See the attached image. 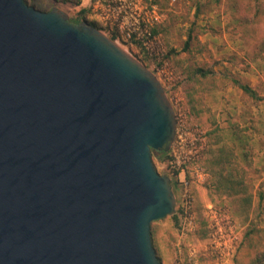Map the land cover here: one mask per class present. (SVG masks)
Here are the masks:
<instances>
[{
    "label": "water",
    "instance_id": "obj_1",
    "mask_svg": "<svg viewBox=\"0 0 264 264\" xmlns=\"http://www.w3.org/2000/svg\"><path fill=\"white\" fill-rule=\"evenodd\" d=\"M176 114L157 76L87 20L0 0V264H161Z\"/></svg>",
    "mask_w": 264,
    "mask_h": 264
},
{
    "label": "rangeland",
    "instance_id": "obj_2",
    "mask_svg": "<svg viewBox=\"0 0 264 264\" xmlns=\"http://www.w3.org/2000/svg\"><path fill=\"white\" fill-rule=\"evenodd\" d=\"M40 1L44 2L47 10L59 7L67 13L69 19L77 16L81 8H87L80 21L87 19L95 22L105 35H113L112 40L116 44L157 76L173 105L177 125L174 140L168 149L169 157L152 159L157 171L170 178L176 201L175 212L181 216L179 228L173 225L170 215L157 219L154 223L153 246L162 264H253L254 254L264 251V203L260 211L256 212V221L245 226L242 223L245 218L247 220L244 211L230 212L214 203L215 194H208L209 188L213 190L210 185L211 174L205 166L209 130L196 111L198 100L190 94L196 90L204 92L213 84V79L210 76L205 78L203 86L199 82L189 87V81L198 68L212 67L216 73V81L218 76L229 77L231 81L232 76H238L232 72L238 57L227 44V33L230 34V27L231 34H234L233 30L236 33L233 27L237 26V20L232 22L224 19L225 12L242 11L245 5L262 12L263 18L257 19L254 30L256 39L260 41L264 38V0H160L161 4L154 0ZM236 35L230 37H237ZM188 36L189 48L184 51L183 46ZM194 85L200 88L195 90ZM180 142H186L188 147L192 143L199 147L198 163L209 174V178L203 183H198L187 175L186 189L190 200L187 210L181 205L185 185L167 165L173 147ZM186 215L192 216L194 227L182 232ZM214 222L219 223L225 237L227 233L236 234L237 238L231 242L233 249L229 256H221L220 250L213 247L211 235L215 229ZM246 231H250V234L245 239ZM229 237L233 239L230 235ZM249 242H252V247H248Z\"/></svg>",
    "mask_w": 264,
    "mask_h": 264
},
{
    "label": "crops",
    "instance_id": "obj_3",
    "mask_svg": "<svg viewBox=\"0 0 264 264\" xmlns=\"http://www.w3.org/2000/svg\"><path fill=\"white\" fill-rule=\"evenodd\" d=\"M225 16L232 22L237 20L233 27L236 33L233 30L231 34L230 27V34L237 37L227 33V44L238 57L232 72L254 90L255 97L226 76H218L204 92L196 90L200 87L195 85L196 91L190 96L198 100L196 111L209 130L206 160L221 156L223 175L230 181L228 189L214 195V203L230 212L244 211L247 220L242 223L248 226L256 221V212L264 203V38L258 41L254 34L257 19L263 17L262 12L249 9L248 5L239 12L226 11ZM218 177L211 174L212 188Z\"/></svg>",
    "mask_w": 264,
    "mask_h": 264
},
{
    "label": "trees",
    "instance_id": "obj_4",
    "mask_svg": "<svg viewBox=\"0 0 264 264\" xmlns=\"http://www.w3.org/2000/svg\"><path fill=\"white\" fill-rule=\"evenodd\" d=\"M75 2H78L79 0H74ZM156 1L157 3H160V0H154ZM25 2L28 4V5H31V6H34L38 9H41L43 11H46L47 7H45L46 5L44 4L43 1H40V0H25ZM161 4V3H160ZM48 11V10H47ZM87 12V8H81L79 10V12L77 13V16H75L74 18H70L69 20L73 23H78L80 21V17L81 15H83L84 13ZM83 17V16H82ZM84 20H87V19H84ZM88 21V20H87ZM90 24H92L93 26L97 27V28H100L95 22H90L88 21ZM110 38L111 39H114V36L113 35H110ZM189 41H190V36H188L185 40V43H184V46H183V50H188L189 48ZM200 75H199V74ZM229 74V73H228ZM208 76H210L211 79H213L211 82L214 83V77H216V73L215 71L213 70L212 67L210 68H198L195 70V76L191 79L193 81H189V87L192 86L191 84H196V83H199L201 82V86H203L202 84H204L203 80L205 78H207ZM232 83L237 85L242 91L252 95V97H255V92L254 90H252V88L247 84L245 83L244 81H242V79L238 76H232ZM195 86V85H194ZM202 88V87H201ZM151 153H152V159H166L167 157H169V150H156V149H151ZM228 158V156H227ZM223 158L221 156H217V157H211V158H208L206 161H205V166H206V169L208 170V172L214 176L218 175V179L216 180L215 182V186L213 188V190H211L210 188L208 189V194H211V195H221L223 193V188L226 190L230 187V181L223 175V171H224V167H223ZM174 187V186H173ZM168 216V215H167ZM170 219L173 223V225L177 228H179V223L181 225V222H179V220L181 219V216L180 214L177 212H175L174 214L170 215ZM157 220H154L152 221L151 223V238H152V242H153V245L155 246V242H154V232H155V229H154V223L156 222ZM248 230H251L248 229ZM250 234V231H246V236H245V239L247 238V235L249 236ZM250 246L248 247H252V242H249ZM157 253V257L159 259V261L161 262V259H160V256ZM255 256H253V260H252V263L253 264H264V251H261V252H257L254 254ZM162 264V262H161Z\"/></svg>",
    "mask_w": 264,
    "mask_h": 264
},
{
    "label": "built area",
    "instance_id": "obj_5",
    "mask_svg": "<svg viewBox=\"0 0 264 264\" xmlns=\"http://www.w3.org/2000/svg\"><path fill=\"white\" fill-rule=\"evenodd\" d=\"M183 141V140H180ZM200 158L199 147L195 144H191L188 147L186 142L175 145L172 150V155L170 156L167 165L169 169L175 173L176 177L180 178L181 182L185 185V190L181 194V205L187 210L190 207L189 194L186 189L188 183L186 177L189 175L192 179L198 181V183H203L209 178V174L200 167L198 161ZM184 223L182 226V232L194 227V222L192 216L184 217ZM215 218V217H214ZM215 229L211 235L213 247L220 250L221 256H229L232 252V240L236 239V234L231 235L227 233L226 237L223 235V231L218 222H214ZM229 235L232 238L229 237ZM235 236V237H234ZM193 264H197L193 262Z\"/></svg>",
    "mask_w": 264,
    "mask_h": 264
}]
</instances>
